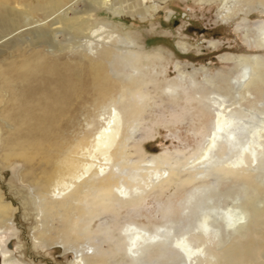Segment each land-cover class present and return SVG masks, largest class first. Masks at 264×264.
<instances>
[{
	"label": "bare ground",
	"instance_id": "bare-ground-1",
	"mask_svg": "<svg viewBox=\"0 0 264 264\" xmlns=\"http://www.w3.org/2000/svg\"><path fill=\"white\" fill-rule=\"evenodd\" d=\"M78 1L0 0V56L13 68L5 71L0 64V79L10 80L16 71L21 76L18 88L27 97L25 103L17 95L0 100L3 109L11 107L8 118L0 117V163L19 167L21 206L36 212L32 238L39 246L59 244L73 250L72 264H105V250L97 239L81 233L83 227L107 212L109 198L143 192L172 170L163 167L166 159L143 164L127 159L126 143L134 118L144 109L146 83L132 87L130 75L111 68L118 54L135 69L137 54L129 49L121 53L115 46L120 35L97 24L93 15L79 21L80 12L73 10ZM85 1L113 16L135 13L142 19L169 0H123L118 5L115 0ZM256 4L264 5V0H241L222 20L239 8L246 20ZM80 24H86L89 37L66 41ZM258 30L254 44L264 49V25ZM178 46L186 50L184 43ZM63 54L79 56V63H71L96 71L97 83L87 99L72 91L79 78L54 68L60 63L54 59ZM236 65L248 66L228 80L236 90L227 86L226 92L201 96L210 104L211 128L201 134L199 153L189 158L186 169L177 170L182 186L192 187L179 201V210L152 233L144 226L124 225L133 257L148 242L158 245L162 257L168 247L174 248L171 257L146 264H264V58L242 56ZM205 82L215 85L211 78ZM173 87L178 86L166 90ZM16 210L0 191V232L11 229ZM0 252L2 264H23Z\"/></svg>",
	"mask_w": 264,
	"mask_h": 264
},
{
	"label": "rangeland",
	"instance_id": "rangeland-1",
	"mask_svg": "<svg viewBox=\"0 0 264 264\" xmlns=\"http://www.w3.org/2000/svg\"><path fill=\"white\" fill-rule=\"evenodd\" d=\"M119 2L123 0H115L116 5ZM238 2L241 0H169L150 17L142 19L135 13L113 16L106 8L91 5L85 0L78 1L73 7L74 11L80 12L79 21L86 20L89 14L93 15L97 24H104L109 31L120 35L121 42L115 46L121 53L129 49L137 54L135 69L118 54L110 64L114 71L132 77V87L146 83L142 86L144 109L134 118V129L130 131L131 136L126 143L127 159L141 161L142 164L153 158L166 159L167 164L163 167L172 170L168 177L156 180L143 192L125 198L119 195L118 198H109L104 203L107 212L93 221L89 220L83 227L81 233L97 239L105 250V264H146L172 256L173 247H168L162 257L158 245L148 242L137 257H133L127 251L124 225L144 226L152 233L168 220L169 214L179 210V201L192 187L182 186L177 170L186 169L189 158L199 153L204 144L201 134L211 128L210 104L201 96L219 89L226 92L227 86L232 91L237 89L228 80L248 69L246 65H236L238 57L264 58V49L254 44L259 35L258 28L264 25V5L256 4L246 20H243V14H238L239 8L235 10L236 15L223 21L226 11L235 8ZM80 25L74 28L76 31L68 32L64 39L77 42L88 38L89 34L83 30L86 24ZM179 43L186 45L185 51L179 48ZM63 56L54 59L60 62L54 68L63 67L66 72L69 70L74 80L79 78L72 91L87 99L97 83L94 80L96 71L84 64L71 63H79V56ZM9 62L0 56V64L5 71L13 70ZM176 64L180 71L176 69ZM108 69L104 66L103 71ZM207 78L213 80L215 87L206 84ZM7 79L8 76L0 79V100L17 95L18 100L25 103L27 97L24 90L18 88L21 76L14 71L10 80ZM174 84L178 87L166 90ZM10 108V105L4 109L3 105L0 106L1 119L7 117L6 111ZM9 122L14 124L11 120ZM18 170L17 165L9 169L0 163V191L4 200L12 201L17 209L14 222L9 225H12L11 229L0 232V250L7 251L14 260L23 264H72L75 259L73 250L65 251L59 244L41 247L33 240L36 212H26L21 206L20 184L16 176ZM181 175L185 178L187 172ZM21 192L28 194L27 190ZM225 201L230 199L225 198Z\"/></svg>",
	"mask_w": 264,
	"mask_h": 264
}]
</instances>
